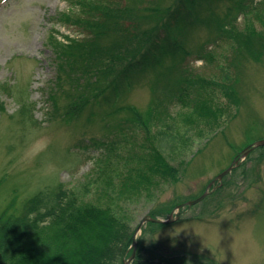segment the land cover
Wrapping results in <instances>:
<instances>
[{
    "label": "rangeland",
    "instance_id": "obj_1",
    "mask_svg": "<svg viewBox=\"0 0 264 264\" xmlns=\"http://www.w3.org/2000/svg\"><path fill=\"white\" fill-rule=\"evenodd\" d=\"M232 3L203 2L200 16L205 20L224 16ZM69 4L68 0H0V210L12 202L21 211L40 190L63 185L97 203H109L113 197L115 212L134 229L133 240L139 239L156 264H169V259L181 264L182 256L189 264H264V144L244 154L264 139V50L260 57L236 58L228 41L214 38L204 23L197 24L185 39L183 76L177 70L170 75L168 58L164 65L135 72L111 103L92 101L80 115L55 117L49 94L55 93L61 111L68 103L63 89L68 84H56L49 37L65 40L64 35L77 34L56 20ZM250 19L263 27L254 15ZM199 76L228 84L233 94L227 96L214 83L202 90L204 99L216 102L208 100L217 111L208 117L195 111L194 92L186 104L173 83L179 77ZM182 86L189 85L184 81ZM129 105L153 111L151 138L140 129L135 134L131 129L129 134L111 133L113 124L129 116ZM165 109L171 116L162 113L163 120L160 112ZM40 136L50 141L47 150L26 161V147ZM148 139L178 169V179L151 175V183L139 185L127 196L107 194L109 170H119L113 180L122 184L127 166L137 164L130 159L133 152L148 151L140 147ZM230 166L222 179L216 178ZM203 194L201 200L187 203ZM161 208L172 210L159 219H168L173 211L167 225L155 227L145 221L137 230L151 211ZM131 247L123 264L133 253ZM138 247L139 243L136 252Z\"/></svg>",
    "mask_w": 264,
    "mask_h": 264
},
{
    "label": "trees",
    "instance_id": "obj_2",
    "mask_svg": "<svg viewBox=\"0 0 264 264\" xmlns=\"http://www.w3.org/2000/svg\"><path fill=\"white\" fill-rule=\"evenodd\" d=\"M68 1L69 8L61 11L56 20L72 27L77 34H66L65 40L54 34L49 37L52 61L57 66L56 84L59 87L64 82L68 84L63 88L68 103L61 111L57 110L60 106L55 93L49 94L55 107L53 116L80 115L92 101L111 103L135 72L145 71L148 65H164L168 58L171 61L166 68L170 75L177 70L183 76L180 60L181 54L188 52L184 48L185 39L188 29L197 24L204 23L214 32V38L228 41L236 58L260 57L264 50L263 0H232L224 16H209L208 20L200 16V7L211 0ZM250 15L263 27L259 28ZM184 81L188 87L182 86ZM173 83L181 91L178 96L182 102L195 93L194 108L201 117L214 115L216 111L208 102L216 103L214 98L204 99L202 90L214 83L227 96L233 95L228 84H217L203 76L194 80L179 77ZM127 109L129 116L113 124L111 133L129 134L127 129H131L135 134L140 129L150 134L153 111L142 112L131 105ZM162 113L164 117L171 116L168 110H162L163 120L166 119ZM140 147L149 150L141 154L133 152L130 159L137 164L127 166L122 184L113 180V174H119V170H109L107 194L113 191L127 196L139 185L151 183V175L178 179V169L152 144V139ZM111 203H115L113 197L109 203H97L63 185L40 190L25 202L21 211L11 202L0 210V264H123L132 252L134 229L115 212ZM160 210L151 211L149 216L168 217L172 209ZM147 223L155 227L167 225L153 220ZM138 243L131 264H156V258L145 253L137 238ZM187 261L185 256L180 257L181 264H189ZM168 262L178 264L174 259Z\"/></svg>",
    "mask_w": 264,
    "mask_h": 264
},
{
    "label": "water",
    "instance_id": "obj_3",
    "mask_svg": "<svg viewBox=\"0 0 264 264\" xmlns=\"http://www.w3.org/2000/svg\"><path fill=\"white\" fill-rule=\"evenodd\" d=\"M262 144H264V139H263V140H259V141H257L256 143H254V144H252L251 146H249V148L247 149L246 152H244V154H246V153L248 152L249 149H251V148H253V147H255V146H258V145H262ZM231 168H232V166H230L229 168H227L226 170H224V171H223L221 174H219L216 178H217V179H222L223 175L226 174ZM205 194H206V193H205ZM205 194H203L202 196H200V197H198V198H196V199H194V200H191V201H189V202H187V203H188V204L195 203V202L201 200V199L205 196ZM182 205H184V204H179L178 207H181ZM172 216H173V211L170 213L169 218L166 219V220H164V219H159V218H152V217H150V216H147V217H145V218L142 220V222L138 225L137 230H139V229L141 228L143 222H145V221L153 220V221H158V222H168V221L171 220ZM136 232H137V231H136ZM134 237H135V236H134ZM133 245H134L133 253H132V255L129 257V259L127 260V262H126L125 264H130L131 261H132V260L134 259V257H135L136 246H137V241H136V239L133 240Z\"/></svg>",
    "mask_w": 264,
    "mask_h": 264
},
{
    "label": "clouds",
    "instance_id": "obj_4",
    "mask_svg": "<svg viewBox=\"0 0 264 264\" xmlns=\"http://www.w3.org/2000/svg\"><path fill=\"white\" fill-rule=\"evenodd\" d=\"M49 143L50 141L48 138L43 136L31 139L24 151L23 159L26 161H31L40 156L41 153L47 150Z\"/></svg>",
    "mask_w": 264,
    "mask_h": 264
}]
</instances>
